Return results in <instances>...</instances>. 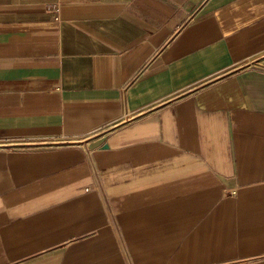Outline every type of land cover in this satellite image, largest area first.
I'll return each instance as SVG.
<instances>
[{"label":"crops","instance_id":"obj_1","mask_svg":"<svg viewBox=\"0 0 264 264\" xmlns=\"http://www.w3.org/2000/svg\"><path fill=\"white\" fill-rule=\"evenodd\" d=\"M0 264H264V0H0Z\"/></svg>","mask_w":264,"mask_h":264}]
</instances>
